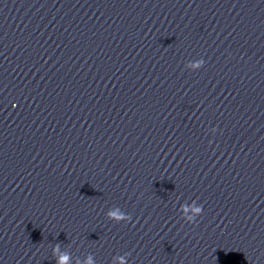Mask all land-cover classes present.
I'll use <instances>...</instances> for the list:
<instances>
[{
  "label": "clouds",
  "instance_id": "obj_1",
  "mask_svg": "<svg viewBox=\"0 0 264 264\" xmlns=\"http://www.w3.org/2000/svg\"><path fill=\"white\" fill-rule=\"evenodd\" d=\"M184 208H185V206L181 205L180 211H181L182 215H183ZM197 211L199 212V211H201V209H197ZM108 217H109V220L115 221L117 223H119L121 221L128 222L131 220L130 214H125L124 212H120L119 209H117L116 211L109 212ZM184 219L189 223L194 222L190 217L184 218ZM58 250H59V244H57L53 247V256L54 257H55L56 252H58ZM128 255H129L128 253H125V255L119 257L120 264H127V256ZM67 261H68V256H61L56 260V264H67ZM88 262H89V264H93V255L92 254H89Z\"/></svg>",
  "mask_w": 264,
  "mask_h": 264
}]
</instances>
